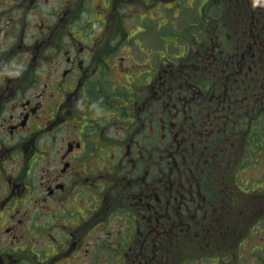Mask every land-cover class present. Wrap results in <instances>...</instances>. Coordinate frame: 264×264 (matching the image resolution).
Returning a JSON list of instances; mask_svg holds the SVG:
<instances>
[{
    "label": "flooded vegetation",
    "instance_id": "flooded-vegetation-1",
    "mask_svg": "<svg viewBox=\"0 0 264 264\" xmlns=\"http://www.w3.org/2000/svg\"><path fill=\"white\" fill-rule=\"evenodd\" d=\"M47 1L0 0V264H253L264 0H200L175 61L179 0Z\"/></svg>",
    "mask_w": 264,
    "mask_h": 264
},
{
    "label": "rangeland",
    "instance_id": "rangeland-1",
    "mask_svg": "<svg viewBox=\"0 0 264 264\" xmlns=\"http://www.w3.org/2000/svg\"><path fill=\"white\" fill-rule=\"evenodd\" d=\"M62 2H64L65 0H61ZM208 1V0H207ZM49 4H55V7L58 8L60 5V0H48L47 1V5H46V10H45V17L48 16V14L50 13V11L47 9V6ZM179 6L175 8V12H174V16L172 18V21L174 23V30L175 32L179 31V32H183L184 35L179 34L178 36L175 35L174 36V47L172 49H170L172 51L173 54V59L177 58V59H181L183 51L184 53L186 52V47L187 44H189L190 47L195 48V50L198 52L199 49H203V45L206 46H214V44H212V41L209 39V37L205 38L204 34H197L196 32H194V30L192 29H182V26H189V25H194L196 26V24H198V17H197V9L200 10L202 3H200V0H179ZM199 6V7H198ZM207 10V7H206ZM158 16H162V21H164V9L162 7L158 8ZM211 17L214 16V14H210ZM30 20H34V18H30ZM52 21V19H51ZM208 21V22H207ZM188 22V23H187ZM217 19L216 18H207L205 19V33H210L215 40V36H216V32L218 34V31L215 29V25H216ZM154 23V24H153ZM155 22H149V20H143V26L149 30L150 26L155 25ZM194 26H192L193 28H195ZM153 27V26H152ZM183 27V28H184ZM183 31H182V30ZM158 29H154V31L156 32ZM181 30V31H180ZM161 30L158 31L157 35L160 36ZM231 33V30L227 31V33ZM193 35V37H192ZM188 36V37H186ZM224 38H223V37ZM219 35L218 34V38H220L221 41L217 42V43H224V45L220 48L223 49V51L225 52V54H229L230 51L228 49L229 44H231L232 42H234V40L230 37L226 38V35ZM186 37V40H183ZM196 39L197 41H194V39ZM142 40L149 42V34H144L142 35ZM228 44H225L227 43ZM160 39H157V44H156V49H159L160 47ZM200 45V46H199ZM178 48L180 50H178ZM123 54V51H120L117 53L118 54ZM137 53V49H133L129 52H126V54H128L129 56H131L132 58H135V54ZM175 61V59H174ZM40 76L42 78V75H37V78L40 79ZM48 85H50L49 81H48ZM80 130V127L78 128ZM240 132V131H239ZM259 149V147L257 148V150ZM259 154V158L257 159V161L254 162V167L253 170L251 171V173L253 175H251L253 177V182L255 184H258L259 186L262 184L264 185V150ZM261 162V163H260ZM261 175V176H260ZM239 180L240 179H246L249 178V176H245L244 173H239ZM234 184H235V180H234ZM242 187V186H241ZM214 190V189H213ZM262 193V192H261ZM260 195V196H259ZM253 197L255 200H258L259 202H261V200H263L261 198V194L258 191V189H255V192L253 191ZM237 200L240 202H245L246 201V196L245 194H242L241 192L237 193ZM256 242V241H255ZM240 253H245V249L240 248L239 249ZM253 264H262V262L264 263V245L262 244H256L253 246ZM205 259H204V263L207 264ZM245 262V260H244Z\"/></svg>",
    "mask_w": 264,
    "mask_h": 264
}]
</instances>
